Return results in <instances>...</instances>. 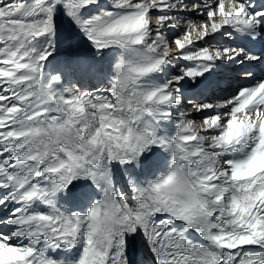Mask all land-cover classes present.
<instances>
[{
	"label": "snow or ice",
	"instance_id": "obj_1",
	"mask_svg": "<svg viewBox=\"0 0 264 264\" xmlns=\"http://www.w3.org/2000/svg\"><path fill=\"white\" fill-rule=\"evenodd\" d=\"M260 42L264 0H0V264H264Z\"/></svg>",
	"mask_w": 264,
	"mask_h": 264
},
{
	"label": "bare ground",
	"instance_id": "obj_2",
	"mask_svg": "<svg viewBox=\"0 0 264 264\" xmlns=\"http://www.w3.org/2000/svg\"><path fill=\"white\" fill-rule=\"evenodd\" d=\"M259 2H260V0H256V3L257 4H259ZM62 29L65 30V28H64L63 25H62ZM77 46H78V44H77ZM249 47H251V48L252 47L253 48L255 47L256 49L261 50L264 47V42H260V43L254 44V45H249ZM83 49L84 48H82V50ZM88 50H90V49H88ZM75 52H76V49H75ZM76 53L73 54V50L72 49L69 50L66 47H63L62 46L55 53V56H56V59L58 61H60V62H63L65 59H68L70 57H72V58L80 57V58L86 59L89 63L94 64L98 70H102L105 73L107 72L108 64L110 62L109 60H107V58H102L100 56H94L93 52L87 51L86 48H85V51L83 50V53L82 54H77L76 55ZM180 63H181V66H183L187 62L181 61ZM238 70L239 69L237 68V69H235L233 71H230V72L218 73L215 79H217V80L220 81V87H219V89H213V91H215L217 95H230L232 91H235V89L242 83V81H240L237 78V76H236V72ZM253 70L256 72L257 75H260L261 74L258 68H254ZM82 83H83V85H84L85 88L90 89L91 91H93V93L96 92V88H93L92 87V85L98 84V82L95 79L89 80V79L85 78V79H83ZM252 83H255V81H252ZM74 86H78V85H75L74 84ZM98 86L100 88L103 87L102 84H100ZM186 87H191V83L189 82V84L186 85ZM189 115L190 116H197L198 114H196V113L193 112V113H189ZM138 248H139V240L135 241L130 246L129 255L134 260L136 259L137 255H138Z\"/></svg>",
	"mask_w": 264,
	"mask_h": 264
},
{
	"label": "rangeland",
	"instance_id": "obj_3",
	"mask_svg": "<svg viewBox=\"0 0 264 264\" xmlns=\"http://www.w3.org/2000/svg\"><path fill=\"white\" fill-rule=\"evenodd\" d=\"M65 31H66V29H65ZM82 41V42H81ZM79 43H78V46L77 45H75L73 48H72V50H73V54H75L76 52V55L77 54H82L83 53V50L85 51V48H86V50L87 51H90V52H93V50L91 49V47H90V45H88V43L85 41H83V40H81ZM84 42V43H83ZM82 43V44H81ZM80 44V45H79ZM85 44V45H84ZM87 45V46H86ZM83 46V47H82ZM82 48H84L83 50H82ZM75 49H76V52H75ZM78 49V50H77ZM81 49V50H80ZM88 49H90V50H88ZM181 64V63H180ZM235 73V72H234ZM235 75V74H234ZM121 183H123V181L121 182Z\"/></svg>",
	"mask_w": 264,
	"mask_h": 264
}]
</instances>
